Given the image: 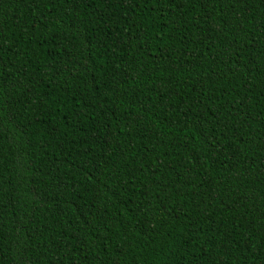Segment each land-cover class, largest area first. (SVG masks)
I'll return each instance as SVG.
<instances>
[{
  "label": "trees",
  "instance_id": "16d2710c",
  "mask_svg": "<svg viewBox=\"0 0 264 264\" xmlns=\"http://www.w3.org/2000/svg\"><path fill=\"white\" fill-rule=\"evenodd\" d=\"M0 264H264V0H0Z\"/></svg>",
  "mask_w": 264,
  "mask_h": 264
}]
</instances>
